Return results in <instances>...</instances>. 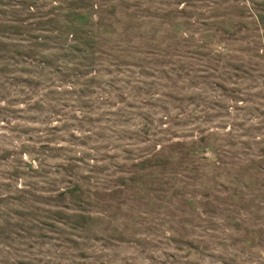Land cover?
I'll list each match as a JSON object with an SVG mask.
<instances>
[{
	"label": "rangeland",
	"instance_id": "rangeland-1",
	"mask_svg": "<svg viewBox=\"0 0 264 264\" xmlns=\"http://www.w3.org/2000/svg\"><path fill=\"white\" fill-rule=\"evenodd\" d=\"M0 264H264V0H0Z\"/></svg>",
	"mask_w": 264,
	"mask_h": 264
}]
</instances>
